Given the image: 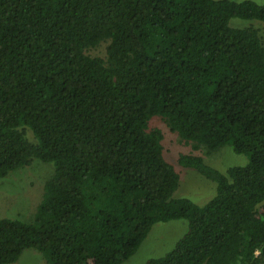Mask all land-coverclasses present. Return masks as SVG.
<instances>
[{
	"label": "trees",
	"instance_id": "1",
	"mask_svg": "<svg viewBox=\"0 0 264 264\" xmlns=\"http://www.w3.org/2000/svg\"><path fill=\"white\" fill-rule=\"evenodd\" d=\"M264 23L256 0H0V177L35 159L54 173L32 220L0 218V264H121L159 222L188 231L146 264H264ZM107 43L105 55L92 50ZM155 117L195 150L230 145L204 205Z\"/></svg>",
	"mask_w": 264,
	"mask_h": 264
},
{
	"label": "rangeland",
	"instance_id": "2",
	"mask_svg": "<svg viewBox=\"0 0 264 264\" xmlns=\"http://www.w3.org/2000/svg\"><path fill=\"white\" fill-rule=\"evenodd\" d=\"M239 1V0H238ZM264 2V0H256ZM253 24L259 29L264 40V23L239 18L231 20L232 26H248ZM107 43L92 50L94 55H105ZM152 125L159 127L164 133L165 156L180 171V186L175 193L178 197H187L199 205L206 204L216 194V183L201 175L197 170L180 165V153H195L204 157L205 161L221 171L230 166L248 162L246 154L236 153L230 145L216 151H208L205 147L195 150L190 144L180 141L162 118L155 117ZM54 173L52 163L35 159L30 165L12 171L6 177H0V218H21L32 220L40 204L46 181ZM189 223L184 219L156 223L137 252L121 264H146L152 257H159L169 252L176 242L188 231ZM13 264H47L43 255L33 248L26 250L21 258Z\"/></svg>",
	"mask_w": 264,
	"mask_h": 264
}]
</instances>
